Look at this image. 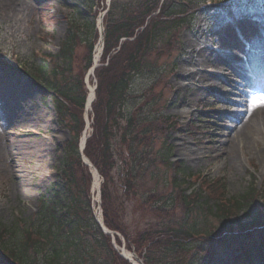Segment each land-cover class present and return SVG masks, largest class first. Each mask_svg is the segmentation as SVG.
I'll list each match as a JSON object with an SVG mask.
<instances>
[{
	"label": "rangeland",
	"instance_id": "rangeland-1",
	"mask_svg": "<svg viewBox=\"0 0 264 264\" xmlns=\"http://www.w3.org/2000/svg\"><path fill=\"white\" fill-rule=\"evenodd\" d=\"M102 1L109 3V0ZM116 1L118 2L117 7L128 8L135 12L145 0ZM81 2L82 0H0V56H5L6 60L16 68L19 66V68L32 70L34 61L45 60L49 55H56L69 32L68 14L70 8L76 6L77 3L80 5ZM103 6L101 5V8ZM103 13L105 14L106 11ZM202 18H204L202 14L197 15V20H194L192 25L195 26ZM204 19L208 21V19ZM231 19L232 16L225 22L216 25L211 22L207 23L208 32L218 29L213 45L210 41L202 39L201 34L189 33L184 30H178L177 33L174 32L163 37L148 52L147 65H149L146 68L149 69L150 63L154 62L156 69L150 68L153 70L150 73L152 75L143 74L133 82L135 93L142 95L146 91L141 99L144 98L145 102L153 105L144 106V110L147 112L146 116L157 123L153 125V131L149 134L153 135L148 138L147 145L144 147L147 150L150 149V155L148 152L138 153L142 154L145 160H149L150 164L148 161L146 165L143 163L140 166L133 164L138 181L134 183L132 190L134 189L135 192H132L131 196L127 194L125 188V173L129 171V168L123 166V161L128 155L126 150L121 154L115 153L116 171L107 174L106 180L100 175V178L98 177L103 192L107 194L111 190L112 199L121 197V201H126L127 214L124 213L126 234L137 235L143 230L147 231L148 228L156 231L157 225L163 224V218L168 216L173 220L180 218L183 206L179 202L178 194H181L182 191H186V195L192 193V199L200 196L201 202L208 201L210 192L204 187L205 183L218 179L221 181L224 193L221 203L237 199L248 192L247 190L251 187L262 190L261 187L264 185V133H261L259 138L261 144L258 145V148L263 150L262 154L258 155L257 152L251 154L248 149H244V144H242L239 148L240 153L237 155L239 163H236L232 161L231 155L233 144L228 141L227 147L222 146L221 148L220 141L223 140L217 138L219 132L213 125V122L218 120L219 123L223 122V125L232 127L226 120H222L218 114H215L229 111V108L218 101L215 96L209 95L208 92L210 86L222 89L224 85L212 81L215 79L211 78L214 77L211 76V73L220 76L222 81H227L228 70L223 66L216 67L213 57L210 64L215 67L212 70L206 69L211 73L202 74L204 69L201 71L193 69L192 73H197V75L191 80H187L185 77L192 69L190 58H195L197 53L202 51V45H208L212 51H217L220 43L227 45V40L224 38H227L226 33L232 31V28L226 27L230 24ZM236 19L237 23L262 24L264 11L251 9L249 16L236 17ZM200 25L205 24L200 23ZM262 32L263 41L249 42L250 61L264 62V30ZM201 33L205 34L204 29L201 30ZM83 35L86 37L85 34ZM76 38H78V47L73 54V65L69 76L74 79H84L89 51L81 48L82 41L80 40H84V38L79 34ZM99 48L100 45L95 47L94 52H97V54L95 52V57L98 56ZM181 50L185 52L183 55H181ZM124 58L125 56L121 58V61ZM239 63L244 66L242 62ZM100 66L101 59L97 67ZM106 66L107 63L103 64L102 68ZM116 70L118 68L113 71ZM180 70L185 75L180 74L179 76ZM239 70L241 69L239 68ZM153 72L156 74L153 75ZM202 77L211 82L202 80L201 83H198ZM237 81L239 80H236V83ZM97 85L98 79L95 87ZM210 105L215 106L217 112H212L213 108L209 107ZM95 107L92 108V111ZM11 113L27 118L30 116L32 122L16 124L15 128L12 125L9 126L8 121ZM89 116L91 114L88 115L91 125L93 122ZM60 121L51 99H43L32 82L19 74L0 72L1 132L7 131L12 141L15 139L24 143H41L47 148V151L38 155L43 166L35 173L32 170L34 167L32 159H23L16 164H10L0 154V224L2 226L11 229L20 223V226L24 228L28 223L31 224L36 220L41 210L43 196L56 200L57 190L53 191L51 188L54 184L60 183V172L63 169L65 158L64 148L74 137L71 131L64 129ZM261 121L255 119V122L264 124L263 120ZM13 128L14 130L11 131ZM231 129L232 132H236L240 128ZM256 129L260 128L256 125ZM2 139L3 136L0 134V146H3ZM166 147H170L171 150L167 151ZM123 149L124 147L120 146L116 150ZM200 150L205 153L202 158L206 159L203 161H198L194 157L202 153ZM15 165L17 167L14 168ZM82 175L83 173L80 177V173H78L79 180L84 177L80 182V185L82 183L84 186L83 189H80L83 198L80 196L79 201L86 204V199H91V210L96 215L98 204L96 197H93V179L91 175L89 177L88 172ZM128 182L130 181H127L126 184ZM24 185L30 193L26 194L23 191ZM217 186L214 184L210 188ZM152 193H155V196L169 199L175 209L170 211L168 208V212H165L164 215L157 212L156 215L151 214V211L156 207L144 208L143 203ZM129 196L130 201H127ZM57 205L59 213L63 214V211L60 210L62 207H67L68 203L63 200ZM211 222L214 221L211 220ZM120 242L121 247L126 244L124 237H121ZM47 248L48 246H46ZM86 255L84 256L87 259L86 264H90L91 256ZM221 256L219 259L221 258L220 260L225 264L224 262L230 259L231 252L225 251Z\"/></svg>",
	"mask_w": 264,
	"mask_h": 264
},
{
	"label": "trees",
	"instance_id": "trees-1",
	"mask_svg": "<svg viewBox=\"0 0 264 264\" xmlns=\"http://www.w3.org/2000/svg\"><path fill=\"white\" fill-rule=\"evenodd\" d=\"M180 1L177 0V3L174 0H145L139 9L140 15L132 19V22L120 23L118 19H123L124 16L117 17L113 14L109 18L105 57L119 46L122 38H135L134 41L125 42L120 51L111 56L109 66L105 70L98 71L99 103L94 109V133L87 143L85 156L100 175L107 179V174L117 169L115 146L125 144L128 155L123 161V166L129 168L125 173V188L130 196L135 192L132 190L134 183L138 181L133 164L146 165L147 161L150 164L142 154L138 157L134 151V144L139 143V138L133 133L135 127L133 116L128 114L135 91L133 82L145 72L151 71L150 68L156 69L154 62L150 63L149 69L146 68L149 65L148 52L152 47L163 37L177 33L185 27L184 20L190 10L185 7L188 4L184 5ZM82 28L87 31L93 27L85 24ZM72 36L75 39L76 34ZM87 44L85 48L89 49V57L86 70L91 66L94 43ZM73 45L72 41H66L57 57H53L50 62L43 61L34 68L38 81L34 79L45 95H53L52 100L60 117L63 119L65 114L70 113L72 119L71 124L66 127L74 132L75 137L67 150L63 188L56 193L55 201L51 198L43 199L37 227L33 224L30 230L24 232L18 229L15 232L4 230L1 234L2 236L9 234L10 237V242H6L5 246L2 244L6 264H69V262L86 264L87 259L84 258L86 254L91 256L90 264H129L114 251L110 238L95 222L90 210V200L86 199V204L79 201V197H82L80 189L84 188L80 182L84 177L79 180L78 173L81 177V173L85 175L88 172L79 155L78 145L84 127L82 111L86 92L83 79L69 76L73 65ZM123 56L125 58L121 61ZM115 68L118 70L113 71ZM43 80L47 82L46 86L41 82ZM62 100H66L70 107H66ZM121 123L125 127L121 126ZM127 181L130 182L126 184ZM222 185L220 183L217 187H208L212 205L209 201L201 204L200 197L192 199L183 196L182 200L179 199L183 206L180 218L174 220L163 218V221H166L161 226L157 225L158 229L154 234L145 231L138 236L126 234V227L122 224L123 218L119 212L123 211L126 201H121V198L112 199L113 193L104 192L105 225L108 229L128 237L137 252L143 256L145 264H207L216 254L215 249L220 246V242L227 240L230 241L231 247L240 245L244 247L249 241L252 243L257 241L260 237L258 229L264 227V214L256 206L258 198L255 189L250 188L244 195L229 201L226 205L221 203L224 199ZM130 196L127 197V201H130ZM63 200L69 205L65 214L59 216L57 204ZM150 203L158 204L156 197L146 200L143 206ZM161 206L152 213L164 215L167 211ZM85 209L88 210L86 214ZM234 213L243 215V223L240 224V228L238 226L240 234L231 237L236 231L235 226L239 225L233 219ZM3 239L6 238H0V241ZM46 242L49 243L47 249Z\"/></svg>",
	"mask_w": 264,
	"mask_h": 264
},
{
	"label": "bare ground",
	"instance_id": "bare-ground-1",
	"mask_svg": "<svg viewBox=\"0 0 264 264\" xmlns=\"http://www.w3.org/2000/svg\"><path fill=\"white\" fill-rule=\"evenodd\" d=\"M239 35H242L244 38V41H242L239 38ZM226 37L224 38V40H227V45H225L226 47H230L233 48V50L231 51V54L234 56L235 59L237 60H242L243 59V55H245L246 50L244 48V43L250 42V41H255L257 42L258 40H262L263 39V34H262V29L260 27V24H249V25H240V27H238L236 30H233L231 32L226 33ZM264 46V45H263ZM207 46L205 48L202 49V51L200 53H197V56L195 58L191 57L190 58V66H191V72L187 75H185V73L180 70L178 72V75L180 76V74L185 75L187 80H191L195 75H197V73H192L193 69L197 70L199 69V71H201L202 69H204L202 72V74L204 73H208V71L206 69H211L214 68L215 66H212L211 63V59L213 57V54H207ZM207 56H209V58H207ZM216 65V67L219 66H226L229 68L228 72V79L226 82H223V88L222 90H218L215 91L213 90L216 94L218 95H222L220 97L224 98L225 102L228 104V106H230L231 108H247V106L250 103V99L252 98V93L254 92V85L252 82L242 78L237 70L236 67L232 64L227 63L225 60H223V58H217L216 63H214ZM256 71H257V76H258V80L260 82V84L262 85V87L264 88V63L262 64H256ZM211 78H214L215 80L212 79V81L215 82H221V80H219L214 74L211 73ZM209 78V76H207ZM239 79L242 81V83L244 84V86L248 89H250V94L247 95L245 92L241 91L243 88V85H237L233 83V79ZM202 80L204 81H209L206 78H201L198 80V83H201ZM229 85H231L229 87ZM231 90V91H228ZM92 96V94H91ZM229 98V99H228ZM92 99V97H91ZM90 104V103H89ZM91 105V104H90ZM89 105V106H90ZM88 106V107H89ZM250 114L251 116L247 119L248 123H246V125H242L240 127V129H238L236 132H232L231 128L237 129L238 126H240L241 124H239L236 119L241 116L240 113H235V112H225L223 114L220 115V118L222 120H226L232 127L223 125L222 123H217L215 124V128L217 129L218 135L217 138H219V140H223L220 141L221 148L222 146H226V143L228 141H230L231 144H233V148L231 151V155H232V161L239 163V157L237 156L238 153H240V146H242V144H244V149H248V151L253 154L254 152H257L258 155H261L263 150L258 148V145L261 144L259 141L260 136L262 135L261 133H264V124H260L263 120L264 122V105L259 106H253L250 110ZM261 115V116H259ZM259 116V117H258ZM10 119L8 121L9 126H14V128L16 127V124L20 123H29L32 122V119L30 118V116H28V118L25 116H20V115H13L11 113V115L9 116ZM33 117V116H32ZM255 119L260 120L261 122H255ZM243 123V122H241ZM256 125L260 128V129H256ZM14 128L11 130L13 131ZM21 129H26L23 127H20ZM232 132V133H231ZM12 140L10 139V137L7 134V131H4L3 133V139L2 142L3 146H0V154L2 155L3 159H7L8 163L10 164H16L17 162H20V160H26V159H32V161L34 162V167L32 168L33 173H35L36 170H39V168L41 166H43V163L39 160L41 159L38 155H41L43 152L47 151V148L44 144L41 143H27V142H22V141H16L15 139ZM223 142V143H222ZM227 147V146H226ZM201 151V150H200ZM202 152V151H201ZM205 155L204 152L195 155L194 157L197 158L198 161H203L206 158H202V156ZM38 156V158H37ZM200 156V157H199ZM202 158V159H200ZM17 167L16 165L14 166V168ZM37 168V169H35ZM27 185V184H25ZM24 185V186H25ZM96 192L97 189L95 188ZM23 191L28 194L30 193L29 189L25 186L23 188ZM127 253V257L132 258L133 262L135 264H140L138 263L136 257L128 252Z\"/></svg>",
	"mask_w": 264,
	"mask_h": 264
}]
</instances>
